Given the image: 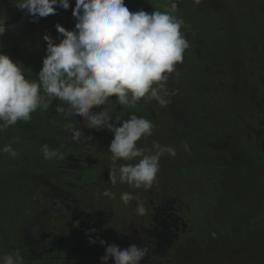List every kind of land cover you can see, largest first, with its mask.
<instances>
[{"label": "flooded vegetation", "instance_id": "1", "mask_svg": "<svg viewBox=\"0 0 264 264\" xmlns=\"http://www.w3.org/2000/svg\"><path fill=\"white\" fill-rule=\"evenodd\" d=\"M166 1L170 10V0ZM262 46L264 48V43ZM239 57L240 54L236 53L233 57L228 55L220 60L207 55L200 58L207 60V66L197 70H203L202 76L216 83L211 86V81L203 88L208 95L207 104H195L200 121L196 114L185 113L184 106L177 108L170 99L167 105L169 112L164 114L168 122L163 136L157 131L161 130L158 122L153 124L150 136L137 141V147L145 154L154 153L153 141L172 147L177 153L175 156L165 153L160 157V171L151 189L119 182L113 186L110 183L111 153L108 146L113 139L112 132L89 129L80 117L64 114L52 117L45 124L32 125L28 130L31 141L25 143V154H29L27 160H32L33 164L27 161L20 163L16 166V175L1 185L0 259L5 255L15 256L18 251L23 257L22 264H101L100 257L105 255L108 244H115L120 249L135 244L148 249V254L139 264H234V259L230 257L231 250H234L233 242L223 226L227 222L236 231L248 232L253 209L242 214L236 222L229 221L227 214H223V205L230 193L229 182L224 184V164L227 159L232 162L238 160L240 164L234 166L238 170L249 160L230 146L226 147L231 157H220L219 146L224 149L223 144H219L222 134L208 131L207 124L219 128L218 107L220 109L221 102L229 100L219 89L223 86L229 87L232 92L234 89V100L242 101L240 89L244 84L257 108H253L254 114L252 111L248 113L246 121L238 112L240 101L234 103L237 120L245 131L244 139L249 143L254 139V147L264 158V148H259L264 145V49L261 58L256 61L249 58V65L244 68L248 72L244 82L239 79L240 74L237 75L238 81L235 76H229L223 82L217 80L224 76V70H235L227 65L238 62ZM258 60L262 67H258ZM169 75H172L169 87L173 91L177 81L173 79L175 75ZM53 106L55 108L51 111H56L58 106L67 108L59 100ZM205 106L216 107V111L211 114L204 109ZM125 107L132 108L120 105L115 97H110L108 103L94 107L92 111L99 112L104 108L115 120ZM48 118L45 115L41 119ZM73 121L83 133L79 141L72 139ZM258 127L261 128L257 130ZM214 135L217 136L216 141ZM35 137H38L36 142ZM225 137L231 139L229 135H223ZM31 143L35 148L31 147ZM184 143L188 146L193 144L189 147H194L198 153L184 151ZM44 144L63 153L64 158L45 159L41 148ZM205 144L209 145L207 153H203ZM200 153H203L200 157H193ZM215 153L216 160H213ZM140 159L120 160L117 165L135 164ZM193 159L200 161L193 163ZM214 161L217 165L209 166ZM259 166L264 168V163L260 162ZM106 189L115 194V199L102 195ZM125 192L134 197L130 204L121 200V194ZM138 203L146 208L143 216L134 210ZM255 229L252 228L250 235L260 249L255 255L259 260L264 250V236L257 240ZM90 237L96 241L94 244L89 242ZM238 238L242 240L243 237ZM100 240H104L105 245H101ZM225 245L229 247L226 257L222 255ZM247 257L249 259L252 255ZM108 264H113L111 258Z\"/></svg>", "mask_w": 264, "mask_h": 264}, {"label": "clouds", "instance_id": "2", "mask_svg": "<svg viewBox=\"0 0 264 264\" xmlns=\"http://www.w3.org/2000/svg\"><path fill=\"white\" fill-rule=\"evenodd\" d=\"M202 0H194L199 4ZM19 10H26L33 18L47 17L56 13L54 6L69 8V0H12ZM176 0H170V10L131 12L124 0H75L72 15L76 18L75 30L69 31L56 24L62 34L59 43L44 35L47 42L46 56L36 79H28L19 63L7 54L0 52V131L17 124L30 122L32 113L38 109L46 111L53 100H59L67 108L58 106L57 113L67 117H80L87 128L106 129L113 133L108 151L111 153L109 181L115 186L126 183L135 188L151 189L160 171V157L167 153L175 156L176 150L161 146L153 141V154L137 147V141L150 136L153 123L135 114L126 120L117 117L103 108L93 112L94 107L104 106L110 97H115L120 105L135 107L141 98L155 100L161 107L170 103L168 97L175 95L167 88L169 74L176 73V65L183 62V54L189 42L181 32L185 27L182 18L173 15L177 11ZM7 17H0V36L5 32ZM119 124V126H117ZM72 139L81 140L83 133L71 124ZM90 139V137L88 138ZM18 142V138L13 143ZM45 159L62 160L63 153L41 146ZM183 149L190 152L187 143ZM15 158L17 153L11 145L0 149ZM135 163L119 164L120 160ZM103 196L115 199L109 190ZM121 200L130 204L134 197L125 192ZM138 215L146 214V208L138 203L134 209ZM90 243L96 241L89 238ZM105 245L104 240L99 241ZM148 254L145 247L135 244L120 249L108 244L101 264H139ZM19 252L5 255L0 264H22Z\"/></svg>", "mask_w": 264, "mask_h": 264}, {"label": "rangeland", "instance_id": "3", "mask_svg": "<svg viewBox=\"0 0 264 264\" xmlns=\"http://www.w3.org/2000/svg\"><path fill=\"white\" fill-rule=\"evenodd\" d=\"M176 2L178 8L172 14L184 20L186 26L182 27L181 32L188 40L190 46L183 54V62L176 65L179 73L178 76L173 73L175 75L173 79L175 82L177 81L176 89L173 90L176 94L168 99H172L177 108L181 105L184 106L186 108L184 109L185 113H189L192 116L196 114L198 121H200V114L195 104L202 103L206 105L208 95L203 88L207 87L211 81V86L216 84L215 81L207 80L202 76L201 71L203 70H197L207 66V60L200 58L207 55L212 59L220 60L228 55L233 57L236 53L237 55L240 54L238 62L227 65V67L231 66L235 70H224V76H220L217 80L223 82L229 79V76H235L238 81L237 75L240 74L239 79L241 78V81L244 82L248 73L244 68L249 65V58H253L256 61L259 57H262L264 49L262 46V43H264V0H202L199 4L194 3V0H176ZM124 3L131 12L138 10H144L149 13L155 10L165 11L166 6L168 7L166 0H124ZM74 6L75 0H69L68 9H63L58 5L54 6L56 13L47 17L33 18L27 13L21 25L16 26L15 30H6L0 36V52L7 54L14 62L19 63L26 78L36 79L42 67V60L46 56L47 42L43 39L44 35H48L55 43H59L63 37L62 34L57 32L56 24H60L66 30L74 31L77 22L72 15ZM21 11L13 5L12 0H0V17L3 15L7 17L5 26L17 22ZM216 11L219 12V15ZM13 31L15 33L12 34ZM250 43L255 47H250ZM196 49L199 51L198 53H196ZM257 65L262 67L259 60ZM210 72L214 73L212 70ZM171 76L169 75L167 82V88L170 92H172L169 87ZM219 91H221V94L226 95L225 99L229 98V100L221 102L220 109L218 107L219 128L215 129L211 124H207V130L210 132L216 131V135L222 134L219 138V144H223L224 149L222 150L221 146H219L220 157H231L227 153L226 147L230 146L249 160L238 170L234 168L235 165L240 164L238 160L232 162L227 159L224 164V184L229 182L228 190L230 193L228 200L224 202L223 214H227V217L230 218L229 221L236 222L239 214H244L253 209V217L250 219L251 225L248 232L245 230L236 231L227 222L224 224L225 227L223 226L226 235L233 242L234 250H231L230 257L234 259V264H264V250H262L261 258L259 260L256 259L255 255L260 249L256 240L250 235L252 228L255 227L256 234H258L259 229L260 233L264 234V168L259 166L260 162L264 163V158L254 147V139H251L252 142L250 143L244 139L245 131H243L242 124L237 120L239 112V115H242L243 119L247 121L248 113L250 111L255 113L253 108L256 109L257 105L254 100L249 98L244 84L240 89V97L243 95L241 97L242 101L234 100V89L232 92L229 87L223 86ZM239 101L241 108L237 112L234 103ZM54 104H56V100H53L52 105L46 111L38 109L33 112L30 122H17V124L0 131V149L10 144L17 153L16 157L13 158L9 154L0 151V194L1 184L4 181L11 180L10 178L14 177L18 172L16 167L18 163L27 161L30 165L33 164L32 160H27L29 154H25V143L31 141V134L28 130L34 122L43 118L42 115H45ZM204 109H207L208 112L210 111L211 114L216 111V107L212 109L211 106L209 108L205 106ZM168 112L169 108L167 106L161 107L155 100L149 101L145 97L141 98L131 110L126 107L121 109L119 118L126 120L130 115L135 114L138 117L150 120L153 124L159 122L161 130L157 131L163 136L164 128L168 122L164 114ZM50 113L51 115H49L48 119H45L46 121L60 114L56 111H50ZM259 128L261 127H258L257 130ZM216 135H214V141L217 140ZM223 135L231 136L232 140L227 137L223 138ZM16 138H18V142L13 143ZM34 146L31 143V147ZM208 147L209 145L207 146L206 144L203 146V153L209 151ZM189 148L190 152L198 153L194 151V147ZM259 148L263 149L264 145H260ZM202 154H195L193 157H200ZM213 158V160H216V153ZM199 161L200 159L196 161L193 159L192 162ZM207 161L208 159L205 160V164ZM216 165L215 161L209 164L212 167ZM188 173L193 172L189 171ZM200 178L203 177L200 176ZM218 209L221 212L220 208ZM238 236H242V240ZM260 238H263V236ZM228 248V245L224 246L222 255H225ZM250 254L252 257L248 259L247 256ZM252 259L256 260L249 262ZM213 264L215 263L213 262Z\"/></svg>", "mask_w": 264, "mask_h": 264}, {"label": "trees", "instance_id": "4", "mask_svg": "<svg viewBox=\"0 0 264 264\" xmlns=\"http://www.w3.org/2000/svg\"><path fill=\"white\" fill-rule=\"evenodd\" d=\"M55 107L53 106L51 109H49L48 110V112H46L45 113V115H47V116H49V115H51V113H50V111L52 110V109H54ZM45 115H42V117L43 116H45ZM48 121H45V119H38L36 122H34V124H33V126L35 127V126H37L38 124H45V123H47ZM34 139V142H36L37 140H38V137L36 138H33ZM34 148H35V146H34ZM18 166H20V163H18L17 164ZM2 185V184H1ZM0 197H2V195L0 194ZM242 214H239V216H238V219H239V217L240 218H242V216H241ZM0 216H2V213H1V211H0ZM237 219V220H238ZM262 229V228H261ZM255 234H256V229H255ZM262 235L264 236V234H261L260 233V229L258 230V234H256V239L257 240H260V237H262ZM242 237V236H241ZM225 257H226V255H225Z\"/></svg>", "mask_w": 264, "mask_h": 264}, {"label": "bare ground", "instance_id": "5", "mask_svg": "<svg viewBox=\"0 0 264 264\" xmlns=\"http://www.w3.org/2000/svg\"><path fill=\"white\" fill-rule=\"evenodd\" d=\"M26 16H27V11L26 10H22L21 11V14H20V17H19V19H18V21L17 22H14V23H12V24H9V25H6L5 26V29L6 30H10V29H14L16 26H19V25H21L22 23H23V21H24V19L26 18ZM15 24V25H14ZM16 29V28H15ZM14 29V30H15ZM5 30V31H6ZM13 33H15L14 31L12 32V34Z\"/></svg>", "mask_w": 264, "mask_h": 264}]
</instances>
